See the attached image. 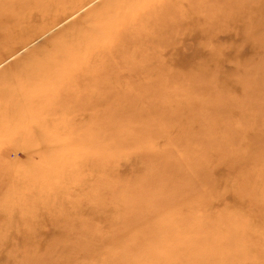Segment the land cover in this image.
I'll return each mask as SVG.
<instances>
[{
  "label": "rangeland",
  "instance_id": "rangeland-1",
  "mask_svg": "<svg viewBox=\"0 0 264 264\" xmlns=\"http://www.w3.org/2000/svg\"><path fill=\"white\" fill-rule=\"evenodd\" d=\"M19 1L0 9L21 19ZM50 1L27 48L0 40V264H181L195 209L264 264V203L243 192L264 200V0ZM115 236L126 260L95 262Z\"/></svg>",
  "mask_w": 264,
  "mask_h": 264
},
{
  "label": "bare ground",
  "instance_id": "bare-ground-1",
  "mask_svg": "<svg viewBox=\"0 0 264 264\" xmlns=\"http://www.w3.org/2000/svg\"><path fill=\"white\" fill-rule=\"evenodd\" d=\"M2 1H4V0H0V5H1ZM39 1L40 0H32L30 2L28 1V3L25 2L24 8L21 11V19L16 18V15L18 13L15 11V9H14L15 7L8 8L7 11L0 9V40L1 41H4V43L7 44L10 41L15 40L14 41L15 44H19L21 46V48H23L27 44L29 46L30 43L35 39V37L40 36V30L36 29V27L32 24V23H35L34 20H31L30 18H33L36 5H40L41 10H46L52 6V3L50 0H45L44 2H39ZM20 3H21V1L18 0L17 5L19 8H20ZM90 5H92V3ZM11 6H12V4H11ZM27 13H28V15H27ZM15 19H16V22H15ZM11 21L14 23V25H12V26H10ZM26 29H27V31H26V35H25ZM27 47H25V48H27ZM37 61H38V64L34 65L33 68H35L36 72L40 73V60L38 59ZM253 88H254V84H253ZM26 97L28 99V98L32 97V95L29 94L28 92H26L25 98ZM28 101L32 102V99L28 100ZM36 102H37V100H36ZM24 103H26V101H24ZM39 122H40V118H37V122H33L30 125L31 127H27V130L32 129L35 125L38 127L40 124ZM256 137L259 138L257 135H256ZM263 147H264V143H263ZM253 161L254 160H252L251 163ZM153 169H154V172L151 173V175L158 176L159 175L158 168L153 167ZM145 173L148 174V173H150V171H147ZM171 176L172 175H170V177ZM173 188H176V187H173ZM180 188H181V191L186 189L185 186H181ZM258 188L259 187L256 186L255 188L253 187V190H250L247 187H245L243 189V192L246 193V195L250 197V200H251L253 206L254 205L255 206H262V204L264 203V200L258 201V200H254V199L252 200V198H251L250 192H255ZM248 190H250V191H248ZM118 197L119 196L117 195V197L113 200V203L121 202L122 197L121 198H118ZM149 198L150 199L146 200V204H143L142 206H139L138 208H136L134 210L132 209L134 206L132 199L126 203L125 207H130V209L120 216L124 221H127L126 223H124L125 225H131L134 222L135 223L138 222V223H142L143 227H144L146 222L149 221V217L142 218L141 210L150 211V210L155 209L156 207H158V209H155L156 212H159L160 210H162L159 208V205L156 206L154 203L156 199L158 200L157 197L152 196ZM142 208H144L145 210ZM197 210L199 212V209H197ZM195 211H196V209L195 210H189V215H190L189 220L190 221L187 220L188 216H186V215L181 216V217L186 218L185 223H184V227L181 230L185 233H188L187 234V243L185 246L196 247V248H198V251L195 254L196 256H193L192 258L186 259L185 257H183V258L179 257L178 260L181 262V264H202L205 261H211V259L212 260L216 259L215 260L216 262H220L223 264H242V262L245 258L242 255H245L248 249L247 250L245 249L246 252L239 250V249H242V247H243L242 246L243 244L241 243V241H242V238L244 240V237L242 236V234H245L244 233L245 231L240 228V224H238L237 222H234L232 220L225 219L224 217L209 220L207 222V220L204 221L205 220L204 217L196 216V215H198V213ZM225 213L229 214L232 217L237 216L240 219L248 220V221H250V223L252 222V220H250V217L246 216L245 214L244 215H238L239 211H236L235 209L227 208V209H225ZM130 217H135L136 220H132ZM178 217H180V216L170 217L168 222H166L163 225V227L166 229L167 224L168 223L172 224L173 221ZM260 221L262 222L261 224L264 226V216L260 217ZM231 222H232V224H231V228H230ZM210 223L213 225H210ZM227 225H229V226H227ZM143 227L138 228L136 230H130V231L137 232V230H141ZM221 229H226V232L225 231L220 232ZM261 234L264 236V227L261 231ZM108 239H106V240H108ZM222 239H225V241H222ZM117 241H118V238H116V236L114 238H112L110 240V242H112V243L110 245H108V249L104 248L100 252L101 255L94 259L95 262H100L101 261L100 259L103 260V257L106 259H113L115 257L122 258V257H125L126 255H128V254H123V250L116 248ZM102 242L104 243L106 241L102 240ZM180 247L182 248V245H180ZM251 248H253V247H251ZM222 249H224V250L222 251ZM260 249H261V251H259V249L256 248V251L259 252L258 259L260 260L259 262H261V261L264 262V246L260 245ZM137 250H139V249H137ZM147 256H148L147 260L149 262H154L153 258L150 254H148ZM122 259H124V258H122ZM219 259H221V261ZM124 260H126V259H124ZM189 262H191V263H189ZM122 263H124V261H122Z\"/></svg>",
  "mask_w": 264,
  "mask_h": 264
}]
</instances>
